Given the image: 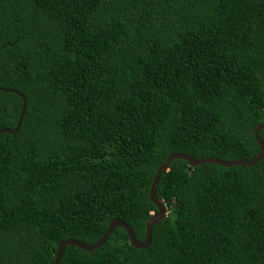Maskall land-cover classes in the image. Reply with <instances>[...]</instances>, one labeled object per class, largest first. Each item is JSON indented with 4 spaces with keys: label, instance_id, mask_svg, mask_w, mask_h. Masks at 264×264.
<instances>
[{
    "label": "trees",
    "instance_id": "1",
    "mask_svg": "<svg viewBox=\"0 0 264 264\" xmlns=\"http://www.w3.org/2000/svg\"><path fill=\"white\" fill-rule=\"evenodd\" d=\"M14 92L0 264H51L61 241L93 244L114 218L141 241L168 155L257 154L264 0H0V129L15 127ZM156 197L166 212L146 249L116 227L58 264H264V159L171 160Z\"/></svg>",
    "mask_w": 264,
    "mask_h": 264
},
{
    "label": "water",
    "instance_id": "2",
    "mask_svg": "<svg viewBox=\"0 0 264 264\" xmlns=\"http://www.w3.org/2000/svg\"><path fill=\"white\" fill-rule=\"evenodd\" d=\"M7 91V90H4ZM17 96L20 97L21 99V107H20V112L15 124V127L11 130V129H0V133H9L14 135L19 128V125L21 123V118L23 116L24 113V108H25V99L22 95H20L18 92H14ZM264 128V122L258 124L252 131V136H253V140L255 142V144L258 147V152L257 154L249 159V160H231L228 162L225 161H221L218 159H213V158H203V159H199V160H195L187 155L184 154H170L168 155L165 160L158 165V167L156 168L154 175L152 177V181L148 190V199L150 201L151 204H153L155 206L156 212L151 214V216L145 221L144 224V236L143 239L141 241H136V239L134 238L133 232L131 231V229L125 224L123 223L121 220L119 219H111L106 227L105 232L101 235V237L93 244H85L82 243L80 241L77 240H71V239H67L64 241H61L57 247H56V253L54 256V259L52 261L51 264H58L60 261V258L62 256L63 250L66 246H73L76 247L78 249H81L83 251L89 252L93 249L98 248L100 245H102L105 241V239L109 236V234L111 233V231L116 228L119 227L121 229L124 230V232L127 235L128 238V243L135 249H146L150 243V234H151V227L153 225L158 224L162 218L165 216V212H166V208L164 206V204L159 201L156 197V185H157V181L161 175V173L167 169L168 164L171 160L174 159H180L183 160L184 162H186V164L190 167H194L197 165H203V164H216L219 165L221 167H231V166H239V167H250L256 163H258L260 160L264 159V147L260 141V139L258 138V131ZM261 172H263V166L261 167Z\"/></svg>",
    "mask_w": 264,
    "mask_h": 264
}]
</instances>
